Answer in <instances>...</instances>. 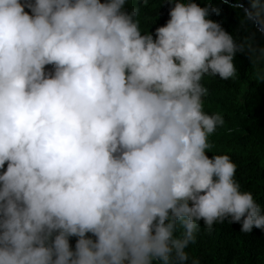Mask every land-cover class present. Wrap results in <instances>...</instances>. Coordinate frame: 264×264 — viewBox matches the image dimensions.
Wrapping results in <instances>:
<instances>
[{"label":"clouds","instance_id":"1","mask_svg":"<svg viewBox=\"0 0 264 264\" xmlns=\"http://www.w3.org/2000/svg\"><path fill=\"white\" fill-rule=\"evenodd\" d=\"M128 3L0 0V264H185L201 220L264 230L237 165L206 154L224 119L202 99L264 48L210 0H162L170 19L143 34Z\"/></svg>","mask_w":264,"mask_h":264},{"label":"trees","instance_id":"2","mask_svg":"<svg viewBox=\"0 0 264 264\" xmlns=\"http://www.w3.org/2000/svg\"><path fill=\"white\" fill-rule=\"evenodd\" d=\"M103 2V0H101ZM201 7L207 0H196ZM212 8L219 9L209 18L221 24L237 43L252 37L255 47L264 46V33L244 17L243 9L251 8V0H210ZM171 5L162 0H130L127 10L138 9L136 19L141 32L154 33L155 28L166 24ZM27 10V9H26ZM256 10L264 19V0H258ZM234 64L237 75L227 80L219 76H205L203 85L208 89L204 112L219 113L224 125L217 127L209 137V157L229 155L237 165L234 179L242 192H250L264 214V66L256 70L247 52H237ZM51 70V66H47ZM230 217L214 222L209 230L203 220L199 221L196 241L186 248L189 259L185 264L198 260L199 264H264V230L254 228L251 233L240 230L239 223H231ZM179 230L176 235L180 234ZM91 235V234H89ZM93 239H95L93 237ZM77 237L70 238L75 249Z\"/></svg>","mask_w":264,"mask_h":264},{"label":"rangeland","instance_id":"3","mask_svg":"<svg viewBox=\"0 0 264 264\" xmlns=\"http://www.w3.org/2000/svg\"><path fill=\"white\" fill-rule=\"evenodd\" d=\"M264 48V46L257 47V49ZM257 57H259V53H257ZM255 62L252 60V65L255 67L256 70H261L264 66V58H254ZM7 164H5V168L0 172L6 170Z\"/></svg>","mask_w":264,"mask_h":264},{"label":"bare ground","instance_id":"4","mask_svg":"<svg viewBox=\"0 0 264 264\" xmlns=\"http://www.w3.org/2000/svg\"><path fill=\"white\" fill-rule=\"evenodd\" d=\"M1 171V170H0Z\"/></svg>","mask_w":264,"mask_h":264}]
</instances>
